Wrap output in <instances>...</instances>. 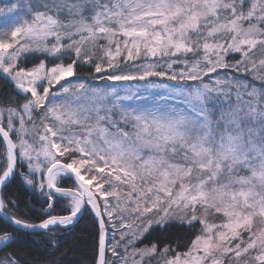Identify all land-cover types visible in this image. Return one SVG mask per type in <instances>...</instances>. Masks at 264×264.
Returning a JSON list of instances; mask_svg holds the SVG:
<instances>
[{
  "label": "snow or ice",
  "instance_id": "obj_1",
  "mask_svg": "<svg viewBox=\"0 0 264 264\" xmlns=\"http://www.w3.org/2000/svg\"><path fill=\"white\" fill-rule=\"evenodd\" d=\"M0 79V264L85 214L94 264H264V0H3Z\"/></svg>",
  "mask_w": 264,
  "mask_h": 264
},
{
  "label": "trees",
  "instance_id": "obj_2",
  "mask_svg": "<svg viewBox=\"0 0 264 264\" xmlns=\"http://www.w3.org/2000/svg\"><path fill=\"white\" fill-rule=\"evenodd\" d=\"M81 75H88L91 69L87 66L78 69ZM102 83V82H98ZM259 86V82H257ZM11 86L4 79H0V100H3L8 95H14ZM68 181L65 186L70 185ZM5 196H11L19 204L18 214L32 220L38 221L40 217V209L42 207L40 194L31 190L28 186L17 178L5 190ZM61 209L57 208V212ZM3 218L0 217V226H3ZM70 230L63 228L56 229V240L62 244L58 248H54L46 243L43 239L41 231L31 232L22 231L19 235L18 247L21 251L26 252L30 257L39 258V264H94L95 248L97 240L98 226L94 217L90 214H85L78 221L69 226ZM10 230V226H9ZM191 233L177 227H173L168 232H156L151 237L138 243L137 247L150 246L151 243H156L162 248L165 244L174 245L178 251H184L185 248L180 245L187 241ZM152 264H155L153 261Z\"/></svg>",
  "mask_w": 264,
  "mask_h": 264
},
{
  "label": "rangeland",
  "instance_id": "obj_3",
  "mask_svg": "<svg viewBox=\"0 0 264 264\" xmlns=\"http://www.w3.org/2000/svg\"><path fill=\"white\" fill-rule=\"evenodd\" d=\"M13 2H15V0H13ZM0 7H3V0H0ZM184 251H186V249Z\"/></svg>",
  "mask_w": 264,
  "mask_h": 264
},
{
  "label": "water",
  "instance_id": "obj_4",
  "mask_svg": "<svg viewBox=\"0 0 264 264\" xmlns=\"http://www.w3.org/2000/svg\"><path fill=\"white\" fill-rule=\"evenodd\" d=\"M42 231V230H41Z\"/></svg>",
  "mask_w": 264,
  "mask_h": 264
}]
</instances>
